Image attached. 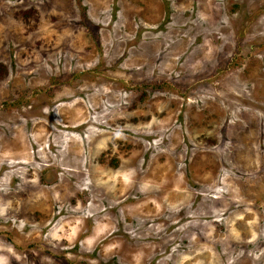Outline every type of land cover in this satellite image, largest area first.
<instances>
[{"label":"rangeland","instance_id":"obj_1","mask_svg":"<svg viewBox=\"0 0 264 264\" xmlns=\"http://www.w3.org/2000/svg\"><path fill=\"white\" fill-rule=\"evenodd\" d=\"M0 264H264V0H0Z\"/></svg>","mask_w":264,"mask_h":264}]
</instances>
